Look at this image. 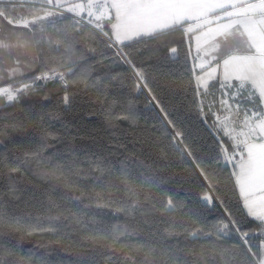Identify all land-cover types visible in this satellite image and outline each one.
I'll return each instance as SVG.
<instances>
[{
  "label": "snow or ice",
  "instance_id": "1",
  "mask_svg": "<svg viewBox=\"0 0 264 264\" xmlns=\"http://www.w3.org/2000/svg\"><path fill=\"white\" fill-rule=\"evenodd\" d=\"M208 254L264 264V0H0V264Z\"/></svg>",
  "mask_w": 264,
  "mask_h": 264
},
{
  "label": "trees",
  "instance_id": "2",
  "mask_svg": "<svg viewBox=\"0 0 264 264\" xmlns=\"http://www.w3.org/2000/svg\"><path fill=\"white\" fill-rule=\"evenodd\" d=\"M137 47L139 48H144V45H138ZM155 46L154 45H150L148 46V49H146V54H148L149 52L152 55V64L154 66L156 65H164L165 67L163 68V71H167V65L170 63L166 58H165V53L163 52V50H159V51H151V49H153ZM179 61L177 62L178 64L183 63L185 56L187 54V44L184 45H179ZM161 79H163V77H161ZM179 98V97H178ZM82 105V101H80L79 99L77 100V111H79L80 106ZM6 111H13V109L9 108L6 109ZM71 116L68 117L69 120H71ZM94 119L99 122L102 118L97 116L94 117ZM33 132L32 128H29L25 133H23L22 135L24 136H30ZM20 135V134H17ZM40 181H38L37 179L33 178L29 183L22 185V187H25L29 190H31L32 185H36L37 186V191L39 193V191H42L43 189L39 187L40 185ZM161 228L164 227L163 224L160 225ZM182 239V238H181ZM207 264H214V261L211 258V255L208 254V260H207Z\"/></svg>",
  "mask_w": 264,
  "mask_h": 264
},
{
  "label": "crops",
  "instance_id": "3",
  "mask_svg": "<svg viewBox=\"0 0 264 264\" xmlns=\"http://www.w3.org/2000/svg\"><path fill=\"white\" fill-rule=\"evenodd\" d=\"M195 54L194 48H193V55Z\"/></svg>",
  "mask_w": 264,
  "mask_h": 264
}]
</instances>
